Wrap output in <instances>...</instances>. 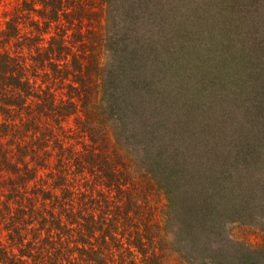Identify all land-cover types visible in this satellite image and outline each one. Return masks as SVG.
Returning a JSON list of instances; mask_svg holds the SVG:
<instances>
[{
	"label": "trees",
	"instance_id": "trees-1",
	"mask_svg": "<svg viewBox=\"0 0 264 264\" xmlns=\"http://www.w3.org/2000/svg\"><path fill=\"white\" fill-rule=\"evenodd\" d=\"M143 2L14 0L3 11L0 264H166L169 244L191 264L201 262L217 195L212 175L194 180L182 148L179 154L164 144L153 152L148 144L161 146L163 133L178 142L181 130L150 132L136 110L109 97L119 76L101 61L108 28H130ZM214 27L182 28L161 59L171 74L177 66L187 77L181 86L195 107L201 96H233L247 80L264 78V48L239 45L225 24L220 33ZM187 110L185 137L210 146L219 136L214 125L225 118L218 113L209 125L205 110L199 117ZM161 195L165 204L157 208ZM262 248H248L245 263L255 264Z\"/></svg>",
	"mask_w": 264,
	"mask_h": 264
},
{
	"label": "rangeland",
	"instance_id": "rangeland-1",
	"mask_svg": "<svg viewBox=\"0 0 264 264\" xmlns=\"http://www.w3.org/2000/svg\"><path fill=\"white\" fill-rule=\"evenodd\" d=\"M7 1L6 5L0 3V27L3 11L14 3ZM141 14L142 7L131 17L130 28H108L111 40L101 61L102 65L110 63L111 71L119 76L112 88L116 93L109 97L122 99L124 110H129V105L130 110H136L135 115L143 120L141 125L150 132H162L169 125L174 131L181 130L175 136L178 142H169L171 137L163 133L161 146L157 141L148 144L153 152L162 150L164 144L178 148L179 154L182 148L193 162L194 180L212 175L217 195L210 203L209 219L213 222L200 245L199 264H211L210 257L216 259L214 264H249L245 263L248 248L264 245V78L247 80V86L233 96L224 97L222 92L201 96L195 107L181 86L187 77H180L177 66L171 74L161 59L168 58L167 49L177 45L176 33L191 24L210 28L214 22L213 29L218 33L225 24L229 36L239 45L264 48V0H145ZM112 31L115 36H111ZM260 62L264 63V58ZM191 84L185 88L192 91ZM188 108L196 110L197 117L199 110H205L209 125H214L218 113L225 118L219 117L220 123L214 125L219 136L210 146L201 142L206 137H197L201 143L193 139L194 135L189 141L185 137L184 132L190 129ZM215 131L212 129L210 135ZM217 166L214 177L212 169ZM154 200L157 208L165 204L162 195ZM256 251L255 264H264V248ZM165 254L166 264H191L171 250L170 244Z\"/></svg>",
	"mask_w": 264,
	"mask_h": 264
}]
</instances>
